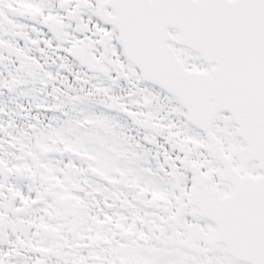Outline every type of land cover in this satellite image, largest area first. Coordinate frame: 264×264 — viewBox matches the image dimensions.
<instances>
[{"label": "snow or ice", "instance_id": "obj_1", "mask_svg": "<svg viewBox=\"0 0 264 264\" xmlns=\"http://www.w3.org/2000/svg\"><path fill=\"white\" fill-rule=\"evenodd\" d=\"M0 264H264V0H0Z\"/></svg>", "mask_w": 264, "mask_h": 264}]
</instances>
